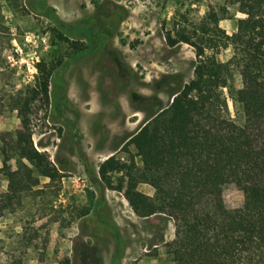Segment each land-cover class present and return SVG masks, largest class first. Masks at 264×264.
Wrapping results in <instances>:
<instances>
[{"label":"rangeland","instance_id":"374dc122","mask_svg":"<svg viewBox=\"0 0 264 264\" xmlns=\"http://www.w3.org/2000/svg\"><path fill=\"white\" fill-rule=\"evenodd\" d=\"M231 1L0 0V133L21 128L14 108L31 98L33 145L60 172L59 181L39 179L1 213L0 264H173L166 255L173 221L138 218L113 189L128 154L142 168L135 132L193 78L194 50L168 47L165 33L176 22L200 19L210 6H227L229 18L219 26L230 35L242 18ZM231 56L225 49L218 60ZM41 59L55 66L47 104L30 92ZM230 86L234 117L246 99L238 70ZM138 190L154 194L148 185ZM7 192L2 173L0 196ZM257 196L237 180L222 182L229 210Z\"/></svg>","mask_w":264,"mask_h":264},{"label":"trees","instance_id":"16d2710c","mask_svg":"<svg viewBox=\"0 0 264 264\" xmlns=\"http://www.w3.org/2000/svg\"><path fill=\"white\" fill-rule=\"evenodd\" d=\"M230 4L242 16L230 35L219 26L229 18L227 6H210L200 19L176 22L165 33L168 47L185 44L194 50L193 78L135 132V156L142 168L128 154L129 165L113 189L123 193L138 218L160 214L173 221L174 239L166 245L173 264H264V0ZM225 49L232 56L220 62ZM35 69L30 92L47 104L55 66L41 59ZM235 70L245 77L246 99L232 117L225 90H231ZM32 103L29 97L19 99L14 109L21 128L0 133V174L8 181L0 216L39 179L60 180L49 157L33 145ZM226 179L237 180L257 198L227 209L222 197ZM139 185L151 187L153 196L141 193Z\"/></svg>","mask_w":264,"mask_h":264},{"label":"crops","instance_id":"0c3cea01","mask_svg":"<svg viewBox=\"0 0 264 264\" xmlns=\"http://www.w3.org/2000/svg\"><path fill=\"white\" fill-rule=\"evenodd\" d=\"M141 193H142V192H141ZM143 194L148 195V196H151L153 193H152V191H146V190H145V193H143Z\"/></svg>","mask_w":264,"mask_h":264},{"label":"built area","instance_id":"2783aa9c","mask_svg":"<svg viewBox=\"0 0 264 264\" xmlns=\"http://www.w3.org/2000/svg\"><path fill=\"white\" fill-rule=\"evenodd\" d=\"M25 40H28V37H26Z\"/></svg>","mask_w":264,"mask_h":264}]
</instances>
